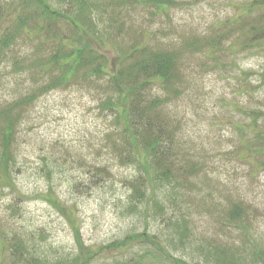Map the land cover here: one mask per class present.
Wrapping results in <instances>:
<instances>
[{
    "label": "rangeland",
    "instance_id": "1",
    "mask_svg": "<svg viewBox=\"0 0 264 264\" xmlns=\"http://www.w3.org/2000/svg\"><path fill=\"white\" fill-rule=\"evenodd\" d=\"M49 1L66 15L44 30L29 6L0 59V154L7 146L16 159V191L0 181V264H20L23 254L84 264L102 251L92 263L112 264L110 256L139 255L147 239L188 264L256 263L264 248V0ZM2 4L0 26L21 0ZM58 34L96 51L88 47L70 78L58 64L67 51L57 53ZM135 48L141 53L124 60ZM151 55L169 60L165 78L145 85L148 112L165 132L157 175L168 173L153 182L141 161L126 160L119 115L108 108L119 99L112 76L146 78ZM99 65L107 72L94 73ZM159 260L141 264H174Z\"/></svg>",
    "mask_w": 264,
    "mask_h": 264
},
{
    "label": "trees",
    "instance_id": "2",
    "mask_svg": "<svg viewBox=\"0 0 264 264\" xmlns=\"http://www.w3.org/2000/svg\"><path fill=\"white\" fill-rule=\"evenodd\" d=\"M33 5L38 11V18L44 21L46 27L44 30L50 28V23L60 17H63L65 14L64 11L55 8L49 0H21L20 10L17 15L14 16L10 21L8 18L4 17V25L0 26V59L2 55L7 54L11 48V40L14 39L12 37V30L16 24L21 23V21L25 20V13L29 6ZM3 4L0 6V14L2 15ZM0 15V16H1ZM3 18V17H2ZM40 22V21H39ZM23 25V23H21ZM40 27H43L44 24L40 22ZM50 30V29H49ZM52 31L56 32V28ZM59 35L58 42V52L61 51L60 45H63L67 48V51H64L62 54L58 56V64L64 63L67 65L66 72L64 74L65 78H70L76 74L79 70V66L82 65L84 61H86V52H90L88 47L93 49V53H95L94 46H90L89 43L85 40L84 42L76 43L75 40L71 41V37H67L64 35ZM100 55L103 57L107 66V59H105L104 54L100 51ZM134 53H141L140 48H135L132 51L128 52V56L124 59H129ZM150 59L143 66L142 72L147 74L148 76H153L152 78L146 77L141 79L138 76H135L134 79L128 80L127 77H123L121 72L116 73L112 76V82L115 86L116 92L119 93V99L116 102L111 101V104H108V108L111 109L114 113V116H118L117 121L122 126L121 139L123 142V149L125 151L126 160L128 162H136L141 161L140 165L145 170L146 174L149 176L150 181H155L159 176L161 178L162 175H166L168 170L163 168L164 173L162 175L158 174V168L160 169V165L165 164L162 159V151L163 144L165 139V132L162 130V125L156 121L154 117L150 115L148 112L150 102L147 101V92L145 90V85L149 83L155 84V79H164L165 77L163 70L168 69L169 60L168 58L155 55L148 56ZM123 60V61H124ZM1 65V61H0ZM139 66H142L138 64ZM105 66L99 65V71L94 70L96 74L106 73ZM155 76V78H154ZM10 131V127H7V132ZM260 135L255 134L254 138L258 141ZM9 143V142H7ZM1 152L0 158V166L3 168V173L0 175V181H3L6 185L10 186L13 190H15V184L13 183V179L11 174L15 171V156L8 150L9 148L4 147ZM4 170H7L8 173H4ZM145 183L142 184L144 186ZM137 192L142 194L144 190L137 186ZM16 191V190H15ZM150 244L146 245L141 249L140 254L137 252L133 253L132 257L121 258L126 256H120V259L117 261V256H110L114 258V262L112 264H141L144 259L150 258L160 261L159 259L164 257L174 264H188L187 262H183L179 259L171 256L164 245H159L155 240L147 239ZM138 241V242H137ZM136 244H139L142 240H137ZM116 243H112L107 245L106 248H103L105 251H112L115 248ZM4 247V246H3ZM14 247H19V244ZM90 259H86L84 264H93L92 261L99 257H103L102 254ZM138 255V256H137ZM109 257V258H110ZM119 257V256H118ZM255 262L254 264H264V248H258L254 253ZM20 264H51L50 261L46 259L44 261L40 257L34 258L32 261H27L25 255L21 256ZM26 259V260H25ZM101 259V258H100ZM99 260V259H98ZM55 264H62L61 262H54Z\"/></svg>",
    "mask_w": 264,
    "mask_h": 264
}]
</instances>
